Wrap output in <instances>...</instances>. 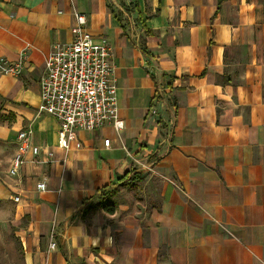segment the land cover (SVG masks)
Here are the masks:
<instances>
[{"label": "crops", "instance_id": "1", "mask_svg": "<svg viewBox=\"0 0 264 264\" xmlns=\"http://www.w3.org/2000/svg\"><path fill=\"white\" fill-rule=\"evenodd\" d=\"M73 10L111 45L123 129L79 131L64 153L37 109ZM22 52L18 77L0 73L10 264H264V0H0V58ZM23 129L39 154L9 176Z\"/></svg>", "mask_w": 264, "mask_h": 264}, {"label": "built area", "instance_id": "2", "mask_svg": "<svg viewBox=\"0 0 264 264\" xmlns=\"http://www.w3.org/2000/svg\"><path fill=\"white\" fill-rule=\"evenodd\" d=\"M71 41L54 44L46 57L44 73L40 78V105L38 114L55 118L59 129L57 147L66 153L76 140L79 131H93L111 125L119 133L123 122L119 118L117 84L113 74L112 48L105 38L95 39L87 30L86 16L72 11ZM26 53L22 52L14 64L0 58V73L18 77L24 68ZM32 132L20 130L16 136L18 150L12 158L9 176H15L25 163L28 152L38 156L37 147H29ZM110 140H104L109 147ZM49 157L53 154L49 153ZM39 192L45 191L44 183H37ZM18 197L13 198L18 202ZM53 239L49 249L53 250Z\"/></svg>", "mask_w": 264, "mask_h": 264}, {"label": "trees", "instance_id": "3", "mask_svg": "<svg viewBox=\"0 0 264 264\" xmlns=\"http://www.w3.org/2000/svg\"><path fill=\"white\" fill-rule=\"evenodd\" d=\"M143 175L141 173H132L120 179V185L133 188L136 183L141 182ZM106 198V197H105ZM104 198V199H105ZM104 202H100L99 205H102ZM107 211H113V209H107Z\"/></svg>", "mask_w": 264, "mask_h": 264}, {"label": "rangeland", "instance_id": "4", "mask_svg": "<svg viewBox=\"0 0 264 264\" xmlns=\"http://www.w3.org/2000/svg\"><path fill=\"white\" fill-rule=\"evenodd\" d=\"M2 236H1V238H4ZM2 243H3V246L2 245L0 246V250H1L0 254H9V255L7 257V260L5 258L1 259L0 264H10V251L8 250V247H7V245H10V239L8 240V244H6V241L2 242Z\"/></svg>", "mask_w": 264, "mask_h": 264}]
</instances>
